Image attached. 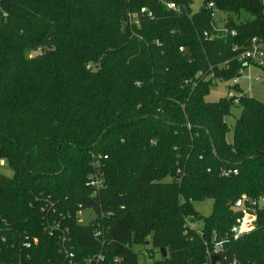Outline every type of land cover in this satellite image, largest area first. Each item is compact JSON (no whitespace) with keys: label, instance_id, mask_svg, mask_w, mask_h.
Segmentation results:
<instances>
[{"label":"trees","instance_id":"1","mask_svg":"<svg viewBox=\"0 0 264 264\" xmlns=\"http://www.w3.org/2000/svg\"><path fill=\"white\" fill-rule=\"evenodd\" d=\"M195 1L0 0V149L13 171L0 175V261L69 264L68 250L143 264L135 247L152 245L154 264H204L223 241L222 264H264V210L231 235L236 201L264 196V102L238 85V105L206 100L239 75L235 47L264 43V1ZM216 10L231 28L216 30ZM207 199L204 217L194 203ZM87 209L97 219L80 224ZM46 218L69 227L68 247Z\"/></svg>","mask_w":264,"mask_h":264},{"label":"built area","instance_id":"2","mask_svg":"<svg viewBox=\"0 0 264 264\" xmlns=\"http://www.w3.org/2000/svg\"><path fill=\"white\" fill-rule=\"evenodd\" d=\"M172 9L178 10L176 5L172 4L170 5ZM210 8L214 7L213 3L209 4ZM224 29L217 27V31ZM232 34H235L233 32ZM203 37L205 40L210 39V34L208 31H205L203 34ZM183 50V49H182ZM235 51L238 52L237 59L239 62L242 63V68L239 71V75L234 78L232 81L234 82V85H240L242 77L245 75L247 71L252 66H256L258 68L263 69L264 68V43L260 42L257 38H254L252 40L251 46L243 51H240L238 47L234 48ZM250 78V76L248 77ZM259 79V78H258ZM241 94L238 93L235 90H230L228 93V98H234L235 104L238 105L240 101ZM7 160L1 155V149H0V175H3L1 172V169L7 167ZM234 174H237L238 171H233ZM224 175L231 174V171H223ZM91 187L98 190L103 185H98V181L94 178L91 180ZM234 210L240 211L242 213L241 218L238 220L237 224L234 225L231 229V235L234 240H238L241 236L251 233L256 228V223L258 219V211L264 210V196L259 198H252L247 195H242L234 204ZM89 211V220L88 222H84L85 212ZM77 219L80 224L83 225H90L92 224L96 219L97 215L92 209L87 210H80L77 214ZM192 228H198L200 224H190ZM96 237H103L105 232L102 229H99L96 231ZM45 233L49 236L55 237L59 236L60 242L62 244V247H68L70 245V229L69 227L65 226L62 221L58 220H51L46 218V225H45ZM33 243L37 244L39 243V240L37 238L34 239ZM32 244H25V246H31ZM223 241H217L214 243L212 247L208 248L207 251V261L204 264H222L221 263V254L223 253ZM66 256L69 259V264H103L105 261V257L100 255H94L89 257L84 262H78L76 260L75 254L71 253L68 250H65ZM145 256L152 257V254L147 250H142L140 254V259L145 258ZM218 257L219 260L214 263V259ZM116 262H120V258L115 259ZM141 263L146 264L145 261H141ZM0 264H20V263H7L6 261L2 262L0 261ZM230 264H237L236 260L234 259Z\"/></svg>","mask_w":264,"mask_h":264},{"label":"rangeland","instance_id":"3","mask_svg":"<svg viewBox=\"0 0 264 264\" xmlns=\"http://www.w3.org/2000/svg\"><path fill=\"white\" fill-rule=\"evenodd\" d=\"M202 6H203V0H196L195 4L193 5V10L197 12ZM213 17H214V21L217 24V27L219 28H224L229 23L228 16L224 12L216 10L214 12ZM31 55H35V52H32ZM256 75L261 76L260 81L256 80ZM249 76L250 77L252 76L251 79L248 78ZM240 81H241L240 83L241 88H243L246 91L248 96L257 98L264 102V69H259L257 71L256 70L247 71ZM233 86H234L233 81H230V82L218 81L217 84L211 89V92L206 97V100L208 102H217L221 98L228 97V93L230 90H233L232 89ZM241 113H242V109L240 107H233L232 115L227 118V123L229 124L231 128H233L235 122L241 116ZM231 136H232V133H230L229 135L230 139H231ZM1 172L6 176H9V177L13 176V171L8 167V165L7 167L1 169ZM167 180L169 181V179ZM213 204H214L213 200L207 199L204 201L195 202L194 207L202 216L208 217L211 215L213 211ZM89 215H90V212L86 211L84 222H88ZM143 249L151 250L155 256L154 257L145 256V258L140 259L142 262L145 261L146 264H154L155 261H158L161 259V254L156 249H153L152 245H147L146 248L137 247V246L135 247V251H141Z\"/></svg>","mask_w":264,"mask_h":264},{"label":"water","instance_id":"4","mask_svg":"<svg viewBox=\"0 0 264 264\" xmlns=\"http://www.w3.org/2000/svg\"><path fill=\"white\" fill-rule=\"evenodd\" d=\"M179 12H180V15L181 16H185L186 15V11L184 9H182V8L179 10ZM231 27H232V24L231 23H228L227 28L229 29ZM52 35H53V32L50 34V36H52ZM1 192H2V189L0 188V194H1ZM161 253L163 255V258H166L168 256V252L166 250H164V249L161 250ZM218 260H219V258L216 257L214 259V263H216Z\"/></svg>","mask_w":264,"mask_h":264},{"label":"crops","instance_id":"5","mask_svg":"<svg viewBox=\"0 0 264 264\" xmlns=\"http://www.w3.org/2000/svg\"><path fill=\"white\" fill-rule=\"evenodd\" d=\"M259 69H261V68H258V67H256V66H252L250 69H249V71H252V70H259ZM264 69V68H263ZM252 77V76H251ZM251 77H250V79H251ZM259 78V79H258ZM256 80L257 81H260L261 80V76L260 75H256ZM239 87H240V89L242 90V93H244V94H246L247 95V93H246V91L243 89V88H241V86L239 85Z\"/></svg>","mask_w":264,"mask_h":264}]
</instances>
